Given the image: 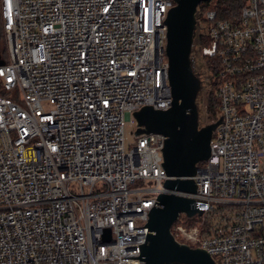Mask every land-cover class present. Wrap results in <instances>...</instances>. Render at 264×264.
I'll return each instance as SVG.
<instances>
[{
  "label": "built area",
  "instance_id": "obj_1",
  "mask_svg": "<svg viewBox=\"0 0 264 264\" xmlns=\"http://www.w3.org/2000/svg\"><path fill=\"white\" fill-rule=\"evenodd\" d=\"M216 1L198 5L195 32L220 122L210 158L184 177L196 192L178 193L201 213L181 212L171 232L216 264H264V0H248L238 24ZM175 5L1 0L0 264H144L150 210L170 192L167 136L137 135L134 113L172 106Z\"/></svg>",
  "mask_w": 264,
  "mask_h": 264
},
{
  "label": "water",
  "instance_id": "obj_2",
  "mask_svg": "<svg viewBox=\"0 0 264 264\" xmlns=\"http://www.w3.org/2000/svg\"><path fill=\"white\" fill-rule=\"evenodd\" d=\"M175 1L166 20L172 106L166 110L145 106L134 113L137 135L155 132L167 136L163 166L168 179L163 185L170 192L160 193L157 204L150 210L147 226L151 232L142 248V256L144 264H216L206 250L178 242L171 232L181 212L188 215L201 213L193 206V199L178 193L196 192L195 181L184 177L194 175L198 163L210 158L213 131L220 122L200 125L197 98L202 82L191 58L197 7L210 0ZM3 63L0 56V65Z\"/></svg>",
  "mask_w": 264,
  "mask_h": 264
},
{
  "label": "trees",
  "instance_id": "obj_3",
  "mask_svg": "<svg viewBox=\"0 0 264 264\" xmlns=\"http://www.w3.org/2000/svg\"><path fill=\"white\" fill-rule=\"evenodd\" d=\"M248 0H217L214 4V8L217 10L218 18L231 21L234 24H238L240 22V13L242 7L247 3ZM5 39V40H4ZM4 41H6L5 32H4V25H3V19H2V7H1V0H0V56L3 61L7 60L4 59V53L6 44H4ZM194 41L201 44H206L207 41L205 39L198 38L197 32L194 34ZM209 60V64L211 63V60ZM214 69V73H215ZM218 106H219V100L214 94V89L212 88L209 91V98L206 106V113H207V119H209V122H213L218 117Z\"/></svg>",
  "mask_w": 264,
  "mask_h": 264
},
{
  "label": "rangeland",
  "instance_id": "obj_4",
  "mask_svg": "<svg viewBox=\"0 0 264 264\" xmlns=\"http://www.w3.org/2000/svg\"><path fill=\"white\" fill-rule=\"evenodd\" d=\"M5 40V39H4ZM4 44H6L5 53H4V59H9V49L7 45V41H4ZM198 43L194 41L193 44V50H192V62L195 72L203 79L201 81V90L199 92L197 103L199 108V116H200V125L204 126L207 124H210L212 122H209V119H207V113H206V106L209 98V86L207 85L206 77L208 76V67H209V60L206 57H203L200 53V51L197 48ZM214 122V121H213ZM135 133H134V126L133 125H127L126 126V146L127 148H130L134 145L135 142ZM142 185L141 182H137L134 187Z\"/></svg>",
  "mask_w": 264,
  "mask_h": 264
}]
</instances>
